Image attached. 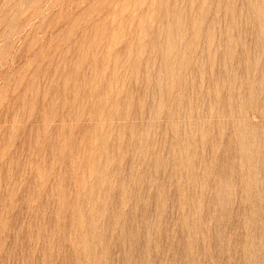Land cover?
<instances>
[{"label":"rangeland","instance_id":"rangeland-1","mask_svg":"<svg viewBox=\"0 0 264 264\" xmlns=\"http://www.w3.org/2000/svg\"><path fill=\"white\" fill-rule=\"evenodd\" d=\"M0 264H264V0H0Z\"/></svg>","mask_w":264,"mask_h":264}]
</instances>
